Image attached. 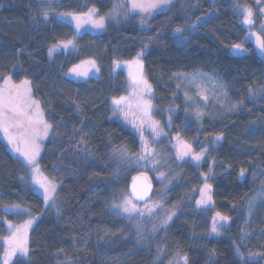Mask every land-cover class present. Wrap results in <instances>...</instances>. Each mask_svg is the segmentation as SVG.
I'll return each mask as SVG.
<instances>
[{"label": "trees", "instance_id": "obj_1", "mask_svg": "<svg viewBox=\"0 0 264 264\" xmlns=\"http://www.w3.org/2000/svg\"><path fill=\"white\" fill-rule=\"evenodd\" d=\"M121 2L0 0V83L10 78L11 90L19 86L25 104L30 95L51 126L39 165L55 187L54 200L46 205L0 133V240L7 223L35 219L27 253L11 264H172L175 257H186L188 264H264V204L251 215L246 205L264 183V57L248 40L238 10L254 9L256 0H173L150 14L108 23L101 34L78 37L72 52L50 55L54 46L75 36L60 15L94 9L102 18ZM261 24L256 16L255 29L264 39ZM234 45L242 52H234ZM139 53L153 88L156 119L180 107L173 81L179 75L215 79L238 109L225 114L209 108L199 123L180 110L173 117V134L183 127V139L195 152L208 150L206 163L200 169L171 163L165 194L150 176L155 190L149 201L161 197V209L126 219L114 207L129 194L132 179L146 174L121 163L122 157L139 153L140 143L114 118L112 100L127 94L128 81L123 72L112 74L111 66ZM88 60L99 64V79L67 77ZM201 173L210 176L212 207L207 210L189 202ZM176 209L170 222L167 217ZM217 213L230 225L221 236L210 237V220ZM5 255L0 243V264Z\"/></svg>", "mask_w": 264, "mask_h": 264}, {"label": "rangeland", "instance_id": "obj_2", "mask_svg": "<svg viewBox=\"0 0 264 264\" xmlns=\"http://www.w3.org/2000/svg\"><path fill=\"white\" fill-rule=\"evenodd\" d=\"M52 2H57L59 0H49ZM173 1V0H172ZM161 7V8H166ZM239 14L242 17V22L248 30L247 38L250 42L254 44L255 51L261 57H264V49H261L257 40V37L263 39L262 35L258 33L255 29V17L262 19L261 27H264V0H256V6L254 9L250 8H240ZM250 10L252 15L250 19L253 21L252 24H246L245 17L247 11ZM92 12L91 17L89 13ZM87 14H63L59 16V20L70 24L75 32V36L72 40L67 42H62L57 46H54L50 52V55L53 56L57 52H72L75 50L76 39L86 33L91 34H101L105 32L108 23H120L128 19L131 15L146 13L141 12L139 9H132V0H125V2L117 3L113 6L112 10L103 18V27H96L93 21L100 20L101 17L98 16L97 11L91 9ZM214 15V12L204 16L201 20L196 23L193 31H195L197 25L205 23L209 18ZM49 15H46L48 18ZM79 25V26H78ZM65 45H67L65 47ZM243 49L235 48L234 52H242ZM136 61H139L137 63ZM94 62V63H92ZM112 74H117L118 72H123L128 81V91L127 94L121 96L124 97V100L121 104L116 105L114 101L119 100L121 97L115 98L112 100V106L114 108V118L123 123L126 127L133 130L138 138L140 143V151L136 156L132 158L122 157L121 163L127 168L136 170L141 174H146L154 177L155 181L160 186V194H165V191L169 187V178H170V164L177 163L179 166H183L186 163H190L195 168L200 169L204 163H206L208 150H202L203 155L199 161L192 158L193 155L201 153L195 152L193 146L183 139L185 135L184 128L181 127L179 130V135L173 134L174 124L173 117L176 116L181 110L182 114L185 117H193L196 122H200L203 115L207 113V110L210 108L213 112H218V109L221 113L230 114L237 111L238 106L233 102L228 94V91L225 86L217 82L215 79L206 76L204 74L196 75H179L174 77V88H175V97L180 98V107H174L168 109L164 112V120L156 119L155 106L153 101V88L150 83L147 81L144 74V66L142 55L137 56L134 60L128 62H113L111 66ZM101 76L100 66L95 60H88L80 63L79 65L70 69L67 73V77L70 80L83 82L90 79H99ZM143 79L147 81V84L151 86V90L148 91L143 84L137 86L136 81ZM8 80L6 84L5 81ZM4 82L0 83V91H3L5 95L8 94V91L12 89L13 84L9 79H6ZM25 97V96H24ZM27 104V103H26ZM30 115H35L37 113L42 114L40 108L33 107L28 110ZM42 119L46 122L44 115L42 114ZM47 123V122H46ZM48 124V123H47ZM49 125V124H48ZM153 128L156 131H153ZM180 128V126H179ZM13 133L16 132L15 129L12 130ZM1 137L3 141L7 144L12 154L25 164L28 170V179L32 185L33 190L41 195L44 199V188L40 187L38 183H35L33 180V172L31 166L27 165V162L24 156L21 155V152L30 151V145L19 142L17 144H9L7 138L5 137L2 130H0ZM52 128L50 127L46 136L42 135V138L38 141L39 143V155L36 157L37 165L39 172L36 174V179L43 182L47 187H52L53 182L43 173L39 165V159L42 155L43 144L51 138ZM147 143L149 146V151L145 152L144 144ZM187 144L191 146V154L185 155L183 158H180V152L182 145ZM19 147L20 152L15 151V148ZM151 153V154H150ZM144 156L145 158L141 159L140 157ZM161 173L164 175L161 176ZM209 175L203 174L198 177V187L191 189L189 194V202L193 203L197 210H207L212 207V193L211 188H205V185H209ZM264 182V181H263ZM257 191L256 196L249 199L247 202V213L249 215L253 214V209L255 206L264 204V183L262 187ZM201 190H204V196L201 195ZM54 192H50L49 195L51 199L45 201L46 205L54 200ZM210 196L211 200L203 205H198L197 201L202 198L207 200V197ZM163 197V196H162ZM125 200H130L131 205H135V211L130 213H125L121 209L114 207V210L122 218L133 219L137 217L140 213H150L151 215L157 209H161L162 202L161 197L152 201H147L146 203L137 202L134 197L129 192L128 195H124L120 203L122 204ZM115 205V206H116ZM131 205H129L131 207ZM25 212L24 210H21ZM177 213L175 212L170 215L171 222ZM215 218V225L217 228L216 232L212 231L213 223ZM28 221H31V225L27 226ZM35 222V219L28 218L27 222L24 224H14L7 223L6 229L7 233L4 237L1 238L0 243L6 250L4 264H11L13 259L22 254L18 248L13 254L9 255V252L13 247L17 245L23 246L26 248V242L31 231V228ZM230 220L220 219L217 214H214L210 220V237H219L224 231L229 227ZM183 257H175L172 261V264H184ZM188 264V262H187Z\"/></svg>", "mask_w": 264, "mask_h": 264}, {"label": "snow or ice", "instance_id": "obj_3", "mask_svg": "<svg viewBox=\"0 0 264 264\" xmlns=\"http://www.w3.org/2000/svg\"><path fill=\"white\" fill-rule=\"evenodd\" d=\"M172 0H132V9H139L141 12L144 13H151L155 9H159L161 7H165L170 5ZM247 15L245 17V23L246 24H252L253 21L250 19L252 13L250 10H246ZM46 15V14H45ZM92 12L89 13V17H91ZM96 27L102 28L103 27V18H100L98 21H93ZM79 26V25H78ZM179 32V29H177ZM259 46L261 49H264V39H261L260 37H257ZM67 45H65L66 47ZM235 48L239 49L242 46L241 45H234ZM51 52V50H50ZM143 53H139L138 55H142ZM139 63V61H136ZM94 63V62H92ZM10 79V78H9ZM5 83H8V80L5 81ZM137 86L143 84L144 87L150 91L151 86L147 84V81L140 79L135 82ZM25 86V92L30 94V89L27 88V81L23 82ZM27 104H25V97H22L20 95V88L19 86H16L15 93L10 89L8 91V94L5 95L3 91H0V130L3 131L5 137L8 140L9 144H17L19 142H24L28 145H30V151L21 152V155L24 156L27 165L31 166L32 172H33V180L35 183H38L40 187L44 188L45 194L44 199L45 201H49L51 199L49 193L55 191V187H47L43 182L36 179V174L39 172V168L37 165L36 157L39 155V143L38 141L42 138V135L46 136L48 133L49 128L51 127L48 125L43 119L42 114L37 113L35 115H30L29 111L33 107L39 108V105L37 102L32 101L30 99V95L27 96ZM124 97H121L119 100L114 101L116 105H119L123 102ZM15 129L16 132L13 133L12 130ZM153 131H156L155 128H153ZM144 150L145 152L149 151V146L147 143L144 144ZM15 151L20 152V148L16 147ZM151 154V153H150ZM191 154V146L184 144L182 145L181 152H180V158H183L185 155ZM203 155V151L201 153L195 154L192 156L194 160L199 161ZM141 159L145 158L144 156L140 157ZM164 174L161 173V176ZM241 176L244 175V171L241 170L240 173ZM210 185H205V188H210ZM202 197L204 196V190H201ZM143 199V196L140 197ZM211 200V197L208 196L207 200L201 199L197 201L198 205H203ZM130 200H125L122 204L116 205L115 207L121 209L125 213H130L132 211H135V205H131ZM18 207V206H17ZM217 216L220 217V219L226 220L227 217H223L220 215V213H217ZM171 216L167 217V219H170ZM166 223V221H164ZM31 225V221H28L27 226ZM212 231L216 232L217 228L215 225V218L214 223L212 227ZM18 250L22 254L27 253V249L23 246L17 245V247H13L11 251L9 252V255L13 254L15 251ZM184 264H187V258L183 257Z\"/></svg>", "mask_w": 264, "mask_h": 264}, {"label": "water", "instance_id": "obj_4", "mask_svg": "<svg viewBox=\"0 0 264 264\" xmlns=\"http://www.w3.org/2000/svg\"><path fill=\"white\" fill-rule=\"evenodd\" d=\"M155 183L148 175H138L129 184V191L134 199L139 203L149 201L154 193ZM143 196V199L140 197Z\"/></svg>", "mask_w": 264, "mask_h": 264}]
</instances>
